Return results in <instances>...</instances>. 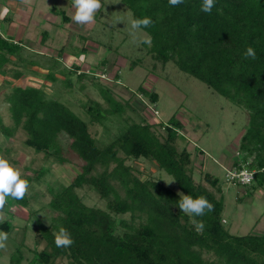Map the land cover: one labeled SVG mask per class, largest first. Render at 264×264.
<instances>
[{
	"label": "trees",
	"instance_id": "16d2710c",
	"mask_svg": "<svg viewBox=\"0 0 264 264\" xmlns=\"http://www.w3.org/2000/svg\"><path fill=\"white\" fill-rule=\"evenodd\" d=\"M123 2L134 19L149 17L153 21L151 26L141 28L152 41L150 47L144 44L148 56L162 64L174 61L181 71L248 113L238 155L227 173L229 169L246 168L254 171L253 178L242 184L238 178L226 177L228 182L237 181L250 194L255 193L264 186V0H216L210 14L201 11L202 0H184L175 7L168 0ZM52 11L62 15L63 22L70 21L64 10L54 7ZM43 33L45 42L48 32ZM249 46L257 53L255 60L243 56ZM25 50L22 41L0 31V74L24 76L45 69L44 77L60 85L61 90L83 91L91 85L105 102L89 98L82 101L84 117L64 100V91L56 96L42 86L16 84L4 96L12 124H5L0 116L1 133L10 138L22 130L25 145L43 154L44 165L32 167L33 174L23 176L29 185L41 180L49 163L67 161L63 134L82 161L69 184L49 186V222L35 219V247L27 264H264V234H234L225 224L219 177L205 171L209 185L195 181L192 152L177 141L179 137L186 139L180 132L182 122L172 116L167 122L150 123L142 114L146 104L149 108L158 101L157 91L141 85L129 98L117 97L97 78L100 74L82 68V58L68 67L63 61L64 48L50 56L38 51L26 54ZM86 50L85 45L79 48L81 57ZM99 64L104 72L110 61L105 58ZM118 79L117 72L114 80ZM95 125L101 126L100 132L93 130ZM9 149L6 147V151ZM141 159L173 176L177 187L168 186L162 177H143L135 164L128 163ZM87 185L99 194L104 206L85 202L79 190ZM180 194L203 196L214 205L213 211L194 217L203 222L202 232L192 224L193 217L179 209ZM28 205L26 194L14 200V206ZM8 212L0 219V230L10 234L16 214L8 217ZM27 225L10 254V264H21L25 249H30L24 243ZM60 227L71 234L72 246L56 247L54 233Z\"/></svg>",
	"mask_w": 264,
	"mask_h": 264
},
{
	"label": "rangeland",
	"instance_id": "374dc122",
	"mask_svg": "<svg viewBox=\"0 0 264 264\" xmlns=\"http://www.w3.org/2000/svg\"><path fill=\"white\" fill-rule=\"evenodd\" d=\"M101 4L103 6L95 14L94 21L81 26L71 18V0H0V31L10 39L22 41L27 48L26 54L38 51L50 56L64 48L63 61L68 67L72 66L74 60L82 58V68L86 72L89 70L100 74L103 80L97 78L110 86L117 97L129 98L131 92H136L141 85L157 91L158 101L149 108L146 104L142 114L148 117L150 123L167 122L172 116L179 119L183 124L180 132L186 139L179 137L177 141L180 147L186 146L192 152L195 181L209 185L204 179V172L209 171L219 177L222 183L218 195L224 202V222L230 231L234 234H264V186L250 194L245 186L237 181L228 182L226 177L227 167H231L238 155V144L249 121L248 113L204 82L181 71L174 61L162 64L148 56L145 45L134 42L130 28V21L134 19L133 12L123 0H101ZM54 7L64 10L70 16V21L63 22L62 15L52 11ZM43 31L48 32L45 42L42 41L46 36ZM144 36L150 37L145 30H136L137 39ZM83 45L87 48L84 51L85 57H81L83 54L78 51ZM105 58L110 64L106 66L108 70L103 72L98 65ZM117 72L118 81L114 80ZM45 73V69H39L38 74L28 72L24 76L12 74L9 77L0 74V116L5 124H12L4 96L13 85L42 86L48 94L56 96L63 93L60 85L53 84L44 77ZM64 92V100L84 117L86 114L81 106L82 101L89 98L101 100L105 104L98 89L91 85L83 91L65 89ZM134 103L136 104L135 99ZM136 105L140 106V103ZM154 111L157 113H152ZM128 114L138 119L130 110ZM158 129L166 133L164 129ZM93 130L100 132L101 126L95 125ZM25 137L22 130L10 138L0 131V156L19 171L21 179L33 174L32 167L44 165L43 154L34 153L32 148H28L24 143ZM70 141L67 135L61 136L63 154L67 161L49 163L41 180H33L29 185L26 192L29 197L28 206H14L13 198H6L7 202L0 210V219L7 210L8 217L13 216V212L16 217L13 218L15 227L8 234L6 248L0 249V264H10V254L16 242L21 241L25 223H28V231L24 243L30 249H25V258L21 264H27L30 260L35 247V219L49 222L46 214L52 197L49 186L57 188L60 184H69L82 165L81 159L69 148ZM6 147L10 148L9 151H6ZM199 148L205 153L202 154ZM129 162L141 170L143 177L146 174L162 177L168 186L177 187L173 176L164 170L160 171L153 162L144 159ZM25 166H30L31 169H26ZM225 183L228 186L225 187ZM79 193L89 205H105L99 194L88 185L80 189ZM8 206L12 208L8 209ZM60 264L68 263L62 261Z\"/></svg>",
	"mask_w": 264,
	"mask_h": 264
},
{
	"label": "clouds",
	"instance_id": "9594fccd",
	"mask_svg": "<svg viewBox=\"0 0 264 264\" xmlns=\"http://www.w3.org/2000/svg\"><path fill=\"white\" fill-rule=\"evenodd\" d=\"M184 0H168L169 5L175 7ZM216 0H202L201 11L204 13H211L213 7H215ZM73 15L72 20L74 23L86 26L94 21L95 14L102 8L101 0H71ZM153 24V21L149 17L132 19L130 21L131 34L134 42L147 44L151 46V38L144 36L142 39L136 38V30L140 28H147ZM245 59L257 58L255 49L251 46L247 47L243 53ZM29 187V183L25 179H21L20 173L16 170L9 161L0 156V210H2L7 202L6 198L11 197L14 200L23 199ZM179 209L193 217L191 220L198 232H202L204 224L202 221H197L194 217L203 216L207 212L214 210V205L207 200V198L200 196L193 198L190 195L180 194L178 201ZM8 234L0 231V249L6 248V241ZM54 242L58 248H67L74 244V240L69 231L60 227L58 232L54 233Z\"/></svg>",
	"mask_w": 264,
	"mask_h": 264
},
{
	"label": "built area",
	"instance_id": "2783aa9c",
	"mask_svg": "<svg viewBox=\"0 0 264 264\" xmlns=\"http://www.w3.org/2000/svg\"><path fill=\"white\" fill-rule=\"evenodd\" d=\"M253 174L254 171H251L249 169H241V170H237V169H229L228 173H227V177L232 180L234 178H238L240 183L244 184V183H249L252 178H253Z\"/></svg>",
	"mask_w": 264,
	"mask_h": 264
},
{
	"label": "water",
	"instance_id": "95a60500",
	"mask_svg": "<svg viewBox=\"0 0 264 264\" xmlns=\"http://www.w3.org/2000/svg\"><path fill=\"white\" fill-rule=\"evenodd\" d=\"M224 186L226 187L227 186V183H225Z\"/></svg>",
	"mask_w": 264,
	"mask_h": 264
}]
</instances>
